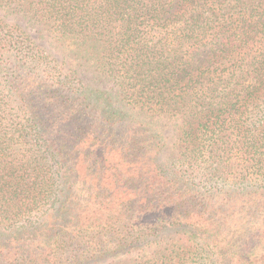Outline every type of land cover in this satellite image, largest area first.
Instances as JSON below:
<instances>
[{
	"label": "trees",
	"instance_id": "trees-1",
	"mask_svg": "<svg viewBox=\"0 0 264 264\" xmlns=\"http://www.w3.org/2000/svg\"><path fill=\"white\" fill-rule=\"evenodd\" d=\"M0 10L63 55L0 15V264H198L245 233L212 184L264 187V0Z\"/></svg>",
	"mask_w": 264,
	"mask_h": 264
},
{
	"label": "rangeland",
	"instance_id": "rangeland-1",
	"mask_svg": "<svg viewBox=\"0 0 264 264\" xmlns=\"http://www.w3.org/2000/svg\"><path fill=\"white\" fill-rule=\"evenodd\" d=\"M3 14V11L0 10V15L4 18L5 22L9 24H19L23 30H26L31 34L33 39H37L36 41L38 44L48 49V52H50L51 55L57 56V58H61L63 56L60 52L55 51V44L51 43L52 41L48 39L42 31L39 30L38 26L29 21L28 17H23L22 15L18 14L3 16ZM85 75L87 76V80H92L94 78L93 74L86 73ZM103 86L106 87L107 84L103 83ZM172 130V124L166 122L162 131L167 136L168 147H170L175 140ZM173 151L174 150L172 149L171 153ZM202 185L201 188L204 190L205 188H203ZM212 185V189L215 192L222 191V193H220L217 198L213 199L215 204L222 206L223 208L230 207L231 209H229L228 214H236L237 217L235 218H240L241 223L244 220L245 225L249 226L246 228L245 233L232 234L234 239L231 240H229L231 233H228V239L225 238L224 234L222 238L223 240L221 242L222 244L219 247L220 249H218L216 252L213 251L216 254H213V252L211 254L201 253L198 254L195 260L198 261V264H214L216 262L235 264L243 259L242 254L247 261L259 259L260 255L262 256L264 254V234H260V238H256L253 234L258 232V227L261 228L258 233L264 232V187H262L263 189L260 188L258 191H256L254 190L255 186L253 187L252 184L247 182L225 186L221 179L216 180L215 184ZM244 187L245 189H243ZM225 190H228L229 193L231 190H233L231 198L223 197ZM253 190L256 191V193H253ZM238 192L242 193V196L235 197V194ZM242 207L245 209V211ZM251 222L255 224L254 229ZM262 240L263 242H260Z\"/></svg>",
	"mask_w": 264,
	"mask_h": 264
}]
</instances>
